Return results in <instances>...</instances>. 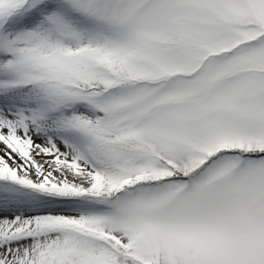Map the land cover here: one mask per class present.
Here are the masks:
<instances>
[{"label":"rangeland","instance_id":"374dc122","mask_svg":"<svg viewBox=\"0 0 264 264\" xmlns=\"http://www.w3.org/2000/svg\"><path fill=\"white\" fill-rule=\"evenodd\" d=\"M15 2L0 0V264H264V0H22L8 16ZM105 66L127 82L107 88ZM83 122L124 143L95 150L109 169L66 132ZM56 180L115 196L12 192Z\"/></svg>","mask_w":264,"mask_h":264},{"label":"trees","instance_id":"16d2710c","mask_svg":"<svg viewBox=\"0 0 264 264\" xmlns=\"http://www.w3.org/2000/svg\"><path fill=\"white\" fill-rule=\"evenodd\" d=\"M21 5H22V0H18V2H15L12 5H10V7H8L9 10L7 12L8 13V16L12 15L16 10H18ZM62 6H64L65 7L64 10L67 13L71 14V15L79 14V12H76L75 11V9L73 8L74 6H72V5H68L66 3L64 5L62 4ZM2 15H3V17L5 16L4 15V12H3ZM45 69L42 68L41 71L44 72V73H46V74L49 73L52 76H53V74H56L53 77L56 78V80L58 81V78H59L60 75L57 74L55 70L50 69V68H46V67H45ZM98 69L101 70V71H103L105 73L104 74V77L106 78V80L110 84L107 88L111 87L112 82L118 79V76L116 77V75L113 72H110L106 68V66L103 67V68L100 67ZM117 81L118 82L119 81H121V82H127L124 79H121V80L119 79ZM69 84L72 85L73 83H69ZM78 89L82 90L81 88H78ZM103 90H100L99 89L98 91L99 92H103ZM55 112H56V110H55ZM66 132L68 133V135L71 138L74 139V141H76L77 143H79V146L81 148H83L85 150L86 154L92 160V163H93L94 166H96V164H97L96 157L93 155V154L97 153V151H95V150H100L101 148H106L108 146L111 148V150H117L119 152H121L120 150L125 149L123 147V145H124L123 142H121L120 144H116V142H111L113 144L108 145L107 142L100 141V139L98 138V136H100V135L98 133H96L93 129H91L90 125L88 123H86V122L85 123L83 122V124L82 123H73V124L72 123H67ZM84 132H86L87 135L84 134ZM118 139H119L118 141H121L123 138H119L118 137ZM92 143H94V145ZM108 150H110V149H108ZM104 152L105 153H109V151H107V150L101 151V153H104ZM127 153H128V151H127ZM97 167L101 171H105V170L109 169V168H106V167L101 168V167H99L98 164H97ZM123 174H124L123 172L120 173L121 176L115 178V180H117V181H123V180H125L126 181L127 180L126 177L125 178L122 177ZM54 177L55 178H58L57 176H54ZM12 183L14 185V187L12 189V192L17 197L22 198L23 200H26V199H39L41 197H45V196H48V195H53L54 196L53 198H55L56 200H58V199H60V198H58L60 196L61 197H70V195L74 194L78 199L81 198L83 200H88V201H90L91 203H94V204H98V203L104 204V203L109 202L110 200H112L114 198V196H115V194H110L109 197H108L109 200L108 199H104V197L101 194H96V193H94L95 195H89V197L87 195L84 196V197H82L81 195H77L75 193L77 190H74L73 191L74 188L69 186L71 183L62 182L61 180H56L55 181V184L57 185V187H55V189L58 190L57 192H55V191L48 192L49 190L48 189H44V187L33 188V187H26V186H23V185H19V184H17L14 181H12ZM115 185H116V183H115ZM58 186H59V188H58ZM107 196H108V194H107ZM77 233H82L83 234L84 232L81 231V230H79L77 228Z\"/></svg>","mask_w":264,"mask_h":264},{"label":"bare ground","instance_id":"6f19581e","mask_svg":"<svg viewBox=\"0 0 264 264\" xmlns=\"http://www.w3.org/2000/svg\"><path fill=\"white\" fill-rule=\"evenodd\" d=\"M3 101L0 99V102ZM11 102L8 103L7 105L10 106L11 109L17 110V109H24L27 113H31L32 111L37 110L38 108H35L34 106L36 105L34 102H29L28 104H19L20 102L17 100H10ZM3 101L0 105L4 106ZM37 107V105H36ZM12 148L8 146V144L2 139L0 136V154L3 155L5 158H9V162H13L12 160Z\"/></svg>","mask_w":264,"mask_h":264}]
</instances>
